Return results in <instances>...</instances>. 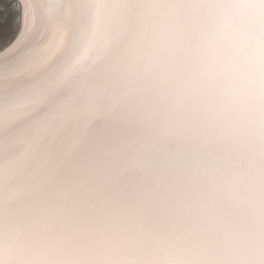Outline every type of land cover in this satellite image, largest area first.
<instances>
[{
	"label": "snow or ice",
	"instance_id": "1",
	"mask_svg": "<svg viewBox=\"0 0 264 264\" xmlns=\"http://www.w3.org/2000/svg\"><path fill=\"white\" fill-rule=\"evenodd\" d=\"M114 7L117 130L0 171V264H264V0Z\"/></svg>",
	"mask_w": 264,
	"mask_h": 264
},
{
	"label": "bare ground",
	"instance_id": "2",
	"mask_svg": "<svg viewBox=\"0 0 264 264\" xmlns=\"http://www.w3.org/2000/svg\"><path fill=\"white\" fill-rule=\"evenodd\" d=\"M115 0H0V171L15 187L77 137L107 144L136 28Z\"/></svg>",
	"mask_w": 264,
	"mask_h": 264
}]
</instances>
